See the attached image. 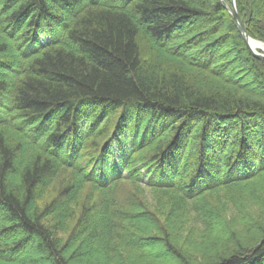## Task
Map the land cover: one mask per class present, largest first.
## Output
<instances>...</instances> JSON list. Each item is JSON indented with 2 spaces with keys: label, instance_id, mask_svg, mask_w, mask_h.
I'll list each match as a JSON object with an SVG mask.
<instances>
[{
  "label": "trees",
  "instance_id": "1",
  "mask_svg": "<svg viewBox=\"0 0 264 264\" xmlns=\"http://www.w3.org/2000/svg\"><path fill=\"white\" fill-rule=\"evenodd\" d=\"M236 2L264 42V0ZM227 4L0 0L1 264H161L146 240L168 264H264V191L236 208L239 233L224 220L216 251L172 237L187 216L217 224L222 198L264 187V59ZM229 42L256 89L222 78Z\"/></svg>",
  "mask_w": 264,
  "mask_h": 264
},
{
  "label": "rangeland",
  "instance_id": "2",
  "mask_svg": "<svg viewBox=\"0 0 264 264\" xmlns=\"http://www.w3.org/2000/svg\"><path fill=\"white\" fill-rule=\"evenodd\" d=\"M231 42V41H230ZM228 43L226 46V49L223 50V54L227 55L226 59L224 60V57H222L221 59V63L222 65L226 68L222 71V78L225 79V82H227L230 86L232 87H240L241 86H254V88L256 89L255 85H252L253 83H251L253 80H260V76L257 73H251L248 71V66L247 65H243L242 62L239 59V56L232 54V52H235L234 46L231 43ZM189 50L187 51V56L190 55L189 54ZM258 78V79H257ZM239 88V89H240ZM10 184L15 185L18 184V180L17 179H12ZM264 191V187L259 188L258 190H256V195H250L248 191L244 190L243 192H239L238 195L236 196H232L231 198H222L223 201H227L226 203H223L222 205L215 206V212L213 211V216H217L219 218V220H221L220 222H218L217 224H213L209 221L207 222V226L206 224H202V223H197L196 225H193L192 223V219L191 216H187V221L189 222L187 227L185 228L184 232H182V236L181 238L179 237L180 233L177 235H174L176 231L173 232V239L176 241H178V243L186 245L185 248L188 251L191 252H195V253H199V246L198 244L200 243H212L213 244V248L214 251L217 250V245L218 247H220V244L223 243L224 241L221 238V230L222 228L226 226L227 224H230V227L233 228L235 226V224L237 223V227H235L236 232L239 233V228H238V224H239V219L240 216L242 215H238V211H236V208L239 206H241V209H245L243 208L246 207L247 205L250 206V208H253V200L257 197L262 196V193ZM144 199L146 202V205L148 207V209L152 212V213H157V211L159 210L160 215L159 217V221L163 224V225H167L166 227H168L169 232H170V219L172 217V215H169V218L165 215L168 212V208L166 206H162L161 202H158L156 200V198L151 194V192L145 190L144 193ZM229 199V200H228ZM212 200V198L210 199V201ZM47 199L43 202H46ZM216 204V203H215ZM163 210L166 211V213H163ZM216 212L219 214L217 215ZM240 213V212H239ZM190 219V220H189ZM137 220V219H136ZM227 221L226 223L224 222ZM144 220L142 218V220L140 222H137L135 227L139 228V232L140 234H143L145 236H147L148 232H146L144 230L143 227H141L140 223H142ZM191 222V223H190ZM232 224V225H231ZM142 226L143 223H142ZM229 226V225H228ZM193 227V229H195L196 227L198 228L200 235H198V237H190V235L188 233H190L191 228ZM140 230H143L144 232L141 233ZM154 234L158 235L159 232H155ZM64 236V235H63ZM66 236V235H65ZM64 236V237H65ZM180 239V240H178ZM221 239V240H220ZM223 241V242H222ZM216 243H218L216 245ZM161 241H152V240H146L145 242H143L142 244H140V248L142 249H147L150 250V255L154 256L155 258L159 259L162 263H167L168 261L172 263L171 261V256L169 254H166L161 246ZM72 251V249H70L68 252L70 253ZM213 252H211L212 254ZM139 254V253H137ZM196 254V256H197ZM200 255V253H199ZM204 256H207L208 254L203 253ZM200 256L197 257V259H199ZM134 259L137 262H133V257L130 258V260L128 261V263L131 264H140L142 261V257L141 255H135ZM146 260V259H145ZM153 264H155V262L151 261ZM161 263V264H162ZM169 263V264H171ZM1 264V263H0ZM76 264H92V262L90 261H82L80 259L76 260ZM168 264V263H167Z\"/></svg>",
  "mask_w": 264,
  "mask_h": 264
},
{
  "label": "water",
  "instance_id": "3",
  "mask_svg": "<svg viewBox=\"0 0 264 264\" xmlns=\"http://www.w3.org/2000/svg\"><path fill=\"white\" fill-rule=\"evenodd\" d=\"M225 2L228 3L227 0H224ZM228 8L230 13L232 14V16L234 17L235 21H236V25L239 28V30L241 31L243 38L250 50V52L257 58L259 59H264V48H261V50H257L255 49L252 45H251V41L255 40L253 39L248 33H247V29L245 27V24L243 22V19L241 18V15L239 13L237 4H236V0H231L230 3H228ZM256 41V40H255ZM263 43V42H262Z\"/></svg>",
  "mask_w": 264,
  "mask_h": 264
},
{
  "label": "bare ground",
  "instance_id": "4",
  "mask_svg": "<svg viewBox=\"0 0 264 264\" xmlns=\"http://www.w3.org/2000/svg\"><path fill=\"white\" fill-rule=\"evenodd\" d=\"M251 45L255 48V49H260V48H264V44L259 42V41H255L252 40L251 41Z\"/></svg>",
  "mask_w": 264,
  "mask_h": 264
}]
</instances>
